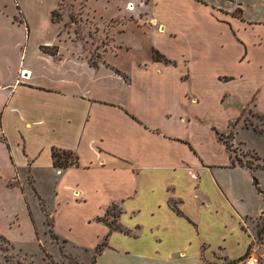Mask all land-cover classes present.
Returning a JSON list of instances; mask_svg holds the SVG:
<instances>
[{"label": "crops", "instance_id": "0c3cea01", "mask_svg": "<svg viewBox=\"0 0 264 264\" xmlns=\"http://www.w3.org/2000/svg\"><path fill=\"white\" fill-rule=\"evenodd\" d=\"M224 1L164 0L160 7L169 6V15L136 16L170 37L191 33L203 49L208 27L223 24L241 45L238 62L248 66L252 47L240 31L254 26L260 32L264 19L245 17L240 0ZM15 20L26 26L23 38L0 48V167H7L6 173L0 168V190L9 192L0 198L10 213V230L0 228L2 236L15 242L11 232L19 229L28 240L36 238L22 175L36 181L53 174L57 202L65 205L55 214L65 212L69 230H92L91 237L65 239V252L80 261L233 264L249 249L264 260V238L258 244L247 224L264 212V193L253 182L257 168L234 160L219 137L227 129L202 108L203 78L191 72L188 57L174 59L152 46L149 61L125 68L107 59V49L104 61L92 65L87 50L74 45H30V26L24 16ZM256 41L262 44L260 35ZM153 50L170 62L154 60ZM259 65L264 82V62ZM22 70L30 74L21 76ZM237 76L218 73L215 79L231 83ZM53 149L71 152L77 163L55 166ZM13 180L19 184L8 186ZM113 207L121 211L117 217ZM104 218L127 233L110 231Z\"/></svg>", "mask_w": 264, "mask_h": 264}, {"label": "rangeland", "instance_id": "374dc122", "mask_svg": "<svg viewBox=\"0 0 264 264\" xmlns=\"http://www.w3.org/2000/svg\"><path fill=\"white\" fill-rule=\"evenodd\" d=\"M128 1L0 0V48L2 44L8 45L23 38L26 26L15 20V17L23 19L24 16L31 29L30 45L36 46L42 42L74 45L78 49L87 50L92 65L104 61L103 52L107 49V59L125 68L139 61H149L152 46L174 59L185 55L190 59L191 72L196 78H203L198 85L203 93L202 108L207 110L218 128L227 129L224 139L232 145L231 155L234 160L257 168L256 176L264 193V82L259 77L263 73L261 68L259 71V62H264V27L260 32L254 26H245L247 31H240L252 47L250 61L246 66L238 62L241 45L225 25L208 27L212 34L209 36V45L203 49V42L191 33L170 37L155 31L156 26L153 28L147 22L139 21L137 13L142 16L144 13L148 16L169 15V6L160 7L164 0H130L132 3L129 5H133L131 10H128L129 5L126 7ZM211 1L226 5L224 0ZM240 1L245 17L264 19V0ZM173 3L176 9H182L181 5ZM52 11L58 18L56 21L51 18ZM115 16L120 18L115 19ZM258 35L263 40L261 45L256 41ZM113 49L116 51L113 52ZM218 73L239 76L231 83H219L215 79ZM225 94L227 99L221 102ZM254 126L260 130H255ZM0 168L4 173L7 172V167ZM43 175L36 181H29L26 175H22V184L34 212L38 234L35 239L28 240L19 229H14L11 236L17 240L15 242L0 234V264H89L65 252L70 250L65 239L69 236L75 240L83 239L86 234L91 237L92 230L82 225L68 229L65 212L55 214L56 210L61 208L62 212L65 207L63 201L60 207L57 202L58 177L53 174ZM246 183L247 188L253 192L249 182ZM16 184L19 182L13 180L8 186ZM8 194L6 189L0 190V197ZM260 199L255 198L254 206H258ZM112 210L115 212L117 208L113 207ZM9 217V208L6 204L2 207L0 198V228L6 232L10 230ZM263 219L264 212L259 218L247 220L248 226L254 228L258 244L264 238V231L261 230ZM50 255L52 259H49Z\"/></svg>", "mask_w": 264, "mask_h": 264}, {"label": "trees", "instance_id": "16d2710c", "mask_svg": "<svg viewBox=\"0 0 264 264\" xmlns=\"http://www.w3.org/2000/svg\"><path fill=\"white\" fill-rule=\"evenodd\" d=\"M20 11V10H19ZM59 16V15H58ZM51 18L52 20L56 21L58 18L55 17L54 15V11H52L51 13ZM41 49H43L44 51L48 52V53H51V54H55L57 52V48L54 46V47H48V46H44L42 45L41 46ZM153 59L154 60H157V61H164V62H170V60L165 57L163 54H161L159 51L157 50H153ZM254 129L255 130H260L258 129L256 126H254ZM219 137L224 141V143L226 144L227 148L229 150H231V144L228 143L227 140L224 139V135L223 134H219ZM52 157H53V164L57 167H63V168H66L68 166H71L73 164H76L77 163V157L74 156L71 152L69 151H66V150H57V149H53V152H52ZM239 163L241 165L242 162L239 161ZM252 168V167H251ZM253 182L257 188V190L259 192H262V189L260 187V183H259V180L256 176H253ZM110 209V208H109ZM110 211V210H109ZM120 209L116 210V212H114V216L117 217L120 213ZM104 222L109 225V228H110V231L112 230H119V231H122V232H126L127 233V230H125L120 224L117 223V221L115 219H112V221H106V219L104 218L103 219ZM261 230L264 231V219H263V223H262V227H261ZM103 244L97 246L96 248V251H100L101 247H102Z\"/></svg>", "mask_w": 264, "mask_h": 264}, {"label": "built area", "instance_id": "2783aa9c", "mask_svg": "<svg viewBox=\"0 0 264 264\" xmlns=\"http://www.w3.org/2000/svg\"><path fill=\"white\" fill-rule=\"evenodd\" d=\"M129 6H133L132 4ZM133 8V7H132ZM25 70H22L21 76H24L26 74ZM30 74V72H27V75ZM233 264H264V260L258 255L253 252H248L236 261L233 262Z\"/></svg>", "mask_w": 264, "mask_h": 264}, {"label": "bare ground", "instance_id": "6f19581e", "mask_svg": "<svg viewBox=\"0 0 264 264\" xmlns=\"http://www.w3.org/2000/svg\"><path fill=\"white\" fill-rule=\"evenodd\" d=\"M129 7V9H132V6H128ZM25 73H27V72H25Z\"/></svg>", "mask_w": 264, "mask_h": 264}]
</instances>
